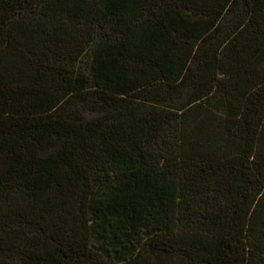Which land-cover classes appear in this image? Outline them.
Here are the masks:
<instances>
[{"label": "trees", "instance_id": "16d2710c", "mask_svg": "<svg viewBox=\"0 0 264 264\" xmlns=\"http://www.w3.org/2000/svg\"><path fill=\"white\" fill-rule=\"evenodd\" d=\"M0 264H264V0H0Z\"/></svg>", "mask_w": 264, "mask_h": 264}]
</instances>
